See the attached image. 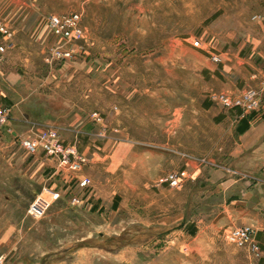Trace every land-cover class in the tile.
<instances>
[{
    "label": "rangeland",
    "instance_id": "rangeland-1",
    "mask_svg": "<svg viewBox=\"0 0 264 264\" xmlns=\"http://www.w3.org/2000/svg\"><path fill=\"white\" fill-rule=\"evenodd\" d=\"M20 8L34 12L44 33L21 54L29 60L5 64L16 46L0 60V105L9 108L0 132L6 217L19 231L2 250L60 264L74 263L69 246L97 247L84 251L88 264H239L241 253L256 264L230 231L264 211V136L240 157H224L223 125L202 104L232 110L210 99L204 52L262 46L264 0H21ZM72 12L81 14L83 40L72 57L46 63L55 39L45 18ZM49 127L86 159L78 171L20 146L19 138ZM56 168L62 176L50 182ZM168 172L180 174L179 186L159 182ZM73 177L90 185L77 187ZM52 183L60 199L44 217H27L29 202ZM91 199L103 206L92 209ZM212 218L220 250L187 237L208 231Z\"/></svg>",
    "mask_w": 264,
    "mask_h": 264
},
{
    "label": "crops",
    "instance_id": "crops-1",
    "mask_svg": "<svg viewBox=\"0 0 264 264\" xmlns=\"http://www.w3.org/2000/svg\"><path fill=\"white\" fill-rule=\"evenodd\" d=\"M21 0H0V15L10 17L16 23L14 25V43L16 48L13 51H9L5 55V64H11L16 59H22L24 61L29 60V56L22 57L21 54H30L31 52V40L36 34L44 33L40 29H37V16H35L32 10L28 12L22 11L20 8ZM25 14V15H24ZM262 36H264V23H262ZM206 59L210 61V65L207 66V75L210 78H214L212 86L207 87L208 91L216 93H224L227 95L238 94L245 86H257L261 82H264V44L262 46H255L250 53L239 54L238 51L233 50H213L205 51ZM217 55L220 58V62L215 63L212 61L211 56ZM22 57V58H20ZM1 95V94H0ZM206 97V96H204ZM203 110L211 115L212 119H216L218 124L223 125L221 128L224 131L223 138V155L233 157V159L240 157L248 148L256 144L264 136V103L259 112L254 113L251 117L242 115L239 111L222 110L219 106H216L208 98L203 100ZM232 113H234L232 115ZM249 118V126L243 132L237 131V126L240 123L241 118ZM1 132V129H0ZM198 136L197 133L191 134L194 139ZM54 159L52 158V162ZM55 164V162H53ZM51 172V171H50ZM62 176L58 173L57 168L49 175V181L54 176ZM64 177V175H63ZM6 180H7V165L6 155H2L0 160V256H2L3 262L1 264H60L59 261H50L44 263L43 259L37 258L34 255L24 256L23 254L12 251L10 253L2 250L5 247V242L12 239H17L19 231L16 229L11 230L6 217ZM52 183L50 186H54ZM2 194V195H1ZM91 195V192L85 196V200ZM2 199V201H1ZM91 207L97 205L99 210L103 204L91 199L87 203ZM112 204L109 205V209L116 211L117 208L112 209ZM106 206L103 209H107ZM102 209V210H103ZM224 212H228L227 208H224ZM246 224H254L257 229V240L263 251L262 256L257 260L256 264H264V211L248 216L246 218ZM244 225V224H242ZM9 226V228H8ZM206 232H201V229L194 233V235H187L192 240H204L208 243V246L212 245L214 250H220L218 244V234L216 233L219 226L216 224L215 219H211L206 225ZM14 237H13V236ZM185 237V236H184ZM211 248V247H210ZM97 250V247L89 246H69L66 250H69L68 254L73 258L74 263L70 264H88L83 259L82 255L92 250ZM211 250V249H210ZM209 250V251H210ZM247 256L243 253L239 254V264H247ZM68 264V263H66Z\"/></svg>",
    "mask_w": 264,
    "mask_h": 264
},
{
    "label": "built area",
    "instance_id": "built-area-1",
    "mask_svg": "<svg viewBox=\"0 0 264 264\" xmlns=\"http://www.w3.org/2000/svg\"><path fill=\"white\" fill-rule=\"evenodd\" d=\"M46 27V36H53V43L47 51L44 58L46 63L54 61H64L72 57L74 46L78 41L83 40L84 30L81 23V14L72 12L68 14L55 15L50 14L44 20ZM14 31L9 21L0 19V60L4 54L15 46ZM44 36V37H46ZM200 41L194 40L193 45L199 46ZM212 61L218 63L220 58L217 55L211 56ZM210 99L223 108L238 110L242 115H249L259 112L264 103V82L257 86H245L238 94L227 95L224 93H213ZM99 121L100 117L94 114ZM9 118V108L0 105V129L6 126ZM21 147L27 152L33 154L41 150L46 155L53 156L57 160L59 168H66L70 171H78L85 164L86 159L78 154L74 145H68L61 140L58 131L54 127L36 130L31 136L18 139ZM77 187H88L90 179L88 177H73ZM160 183H166L171 187H177L180 183V174L177 172H168L159 178ZM61 193L50 185L43 186L41 192L36 194L29 202L26 208V216L31 219H40L45 216L50 206L60 199ZM80 198L77 195L70 197V204H78ZM230 235L234 244L243 249L248 256L259 259L263 251L256 239L255 229L248 224L234 226ZM0 256V264L3 262Z\"/></svg>",
    "mask_w": 264,
    "mask_h": 264
},
{
    "label": "trees",
    "instance_id": "trees-1",
    "mask_svg": "<svg viewBox=\"0 0 264 264\" xmlns=\"http://www.w3.org/2000/svg\"><path fill=\"white\" fill-rule=\"evenodd\" d=\"M253 114H249L248 116H252ZM248 126H249V118H245V117H243V118H241V120H240V123H239V125L237 126V131L238 132H243L245 129H247L248 128ZM112 209H115V207H116V205H115V202H113L112 203ZM94 207H92V209H93Z\"/></svg>",
    "mask_w": 264,
    "mask_h": 264
}]
</instances>
